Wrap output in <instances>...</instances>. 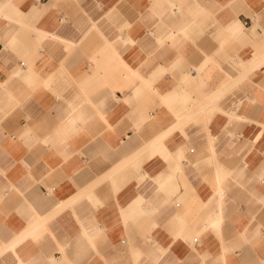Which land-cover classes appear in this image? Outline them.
I'll return each instance as SVG.
<instances>
[{"label":"crops","instance_id":"obj_1","mask_svg":"<svg viewBox=\"0 0 264 264\" xmlns=\"http://www.w3.org/2000/svg\"><path fill=\"white\" fill-rule=\"evenodd\" d=\"M0 264H264V0H0Z\"/></svg>","mask_w":264,"mask_h":264}]
</instances>
